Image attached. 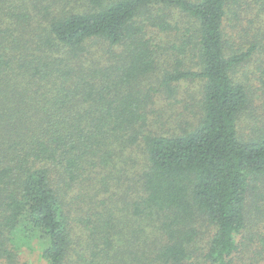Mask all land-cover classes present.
I'll use <instances>...</instances> for the list:
<instances>
[{
  "label": "trees",
  "instance_id": "trees-1",
  "mask_svg": "<svg viewBox=\"0 0 264 264\" xmlns=\"http://www.w3.org/2000/svg\"><path fill=\"white\" fill-rule=\"evenodd\" d=\"M254 93L264 0H0V264L31 239L47 264L264 251V119L240 128ZM158 96L185 108L161 116Z\"/></svg>",
  "mask_w": 264,
  "mask_h": 264
},
{
  "label": "rangeland",
  "instance_id": "rangeland-1",
  "mask_svg": "<svg viewBox=\"0 0 264 264\" xmlns=\"http://www.w3.org/2000/svg\"><path fill=\"white\" fill-rule=\"evenodd\" d=\"M180 12H176L175 16L177 17L176 19H183L184 17L181 15ZM187 18V17H185ZM242 24L248 29L252 28L253 33H256L258 30L257 24L254 22L252 25L248 26V19L246 17H243L242 15ZM175 20V19H174ZM184 20V19H183ZM182 20V21H183ZM181 21V22H182ZM253 66H247L245 70L248 72L251 71ZM253 70V69H252ZM243 69H240V73H237V77L241 78V73L243 72ZM252 76L250 79L246 80H251L252 81ZM200 81H194V82H186L184 83V100H187L188 102L192 101L191 95H197L200 89ZM183 86V85H182ZM160 96V94H159ZM158 96L157 98V103H155L154 106L151 108H154L155 110L162 111L161 116H164L165 113L164 111H170V109L175 110L176 112H181L180 108H185V103L180 102V103H171L166 102L163 100H160V97ZM154 110V111H155ZM198 110L197 107H192L190 109H186L184 113L188 116H190L193 119V112ZM175 117V115L172 117V119ZM264 119V94H259V93H254V98L252 100V107L251 109L246 112L243 115V119L240 121V128L241 131L248 135L255 125L256 121ZM194 120V119H193ZM169 122V123H167ZM173 122V121H172ZM166 123L168 125L171 124L170 118L166 119ZM31 244L32 247L25 246L20 254L19 260L15 264H47L46 261L40 256L39 250H41L44 245L37 239H31ZM236 263L237 264H264V251H242L240 252L237 257H236Z\"/></svg>",
  "mask_w": 264,
  "mask_h": 264
}]
</instances>
